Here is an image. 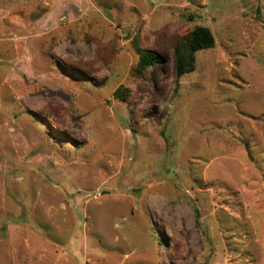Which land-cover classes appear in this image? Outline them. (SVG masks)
Returning a JSON list of instances; mask_svg holds the SVG:
<instances>
[{
    "label": "rangeland",
    "instance_id": "374dc122",
    "mask_svg": "<svg viewBox=\"0 0 264 264\" xmlns=\"http://www.w3.org/2000/svg\"><path fill=\"white\" fill-rule=\"evenodd\" d=\"M0 264H264V0H0Z\"/></svg>",
    "mask_w": 264,
    "mask_h": 264
},
{
    "label": "trees",
    "instance_id": "16d2710c",
    "mask_svg": "<svg viewBox=\"0 0 264 264\" xmlns=\"http://www.w3.org/2000/svg\"><path fill=\"white\" fill-rule=\"evenodd\" d=\"M215 38L212 31L203 25H196L185 35L180 37L173 45V58L175 60L176 80L182 76L191 73L196 67V53L201 50L213 48ZM138 54V60L133 67L134 73L144 76L147 69L155 63L164 64L167 56L158 51L141 48L135 45ZM176 81V82H177ZM130 90L124 87H118L113 95L116 98L126 100L129 97ZM197 216L198 211L195 210ZM198 220V218H197Z\"/></svg>",
    "mask_w": 264,
    "mask_h": 264
}]
</instances>
